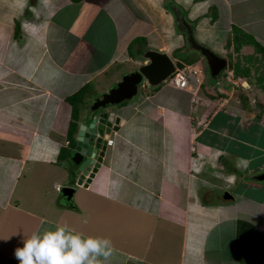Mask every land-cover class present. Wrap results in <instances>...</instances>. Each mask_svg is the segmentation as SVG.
I'll list each match as a JSON object with an SVG mask.
<instances>
[{
  "label": "crops",
  "instance_id": "1",
  "mask_svg": "<svg viewBox=\"0 0 264 264\" xmlns=\"http://www.w3.org/2000/svg\"><path fill=\"white\" fill-rule=\"evenodd\" d=\"M164 3L167 0H0V264H19L15 251L23 247V241L33 232L57 225L86 237L109 239L113 252L108 264H264V197L241 193L216 205L205 203L193 189L194 180L210 171L233 187L240 179L247 183L250 171L254 181L249 188L257 194L264 189V180L258 178L264 173L260 163L264 148L227 133L219 122L216 126L220 114L253 120L255 116L249 117L248 112L254 107L250 98L212 101L203 97L210 111L196 113L202 123H193V106H189L202 89L195 87L194 95H187L163 84L151 94H142L144 100L132 109H118L116 115L123 124L113 134L112 149L105 151L101 176H95L89 186L77 185L79 178L73 173L78 166H71L63 155L72 122L76 131L83 124L90 94L107 92L109 84L120 81L122 69L142 65L145 50L171 55L183 48L165 37L177 28L175 20L168 25L163 21ZM173 3L196 8L198 15L190 18V22L198 21L194 33L214 44L213 51H233L230 69L217 86H223L227 75L228 81L237 78L231 80L234 84L249 81L257 91H264L259 73L253 74L257 78L245 75L260 63L264 69L262 55L251 45H243L238 52L228 41L237 28L264 48V0ZM134 29L138 30L133 33ZM139 40L134 52L132 45ZM194 60L204 69L200 59ZM84 88L85 95L76 102L82 111L74 117L69 99ZM259 98L257 108L262 113L257 119L263 123L264 97ZM216 105L220 107L214 110ZM60 161L66 165L57 166ZM252 161L257 163L253 169ZM227 164L241 174L226 173ZM67 186L75 189L73 207L62 201L60 191ZM83 193L95 197L102 207L94 219L98 224L92 227L93 234L77 216L79 208L91 203L83 199ZM80 196L83 206L76 201ZM54 198L71 213L60 209L59 203L54 210ZM123 208L126 211L119 212ZM70 220L79 224L63 223ZM7 242L13 243L9 249Z\"/></svg>",
  "mask_w": 264,
  "mask_h": 264
},
{
  "label": "rangeland",
  "instance_id": "2",
  "mask_svg": "<svg viewBox=\"0 0 264 264\" xmlns=\"http://www.w3.org/2000/svg\"><path fill=\"white\" fill-rule=\"evenodd\" d=\"M164 5H165L166 12L164 13V19L165 20L163 19V21H167V24L166 25H168L169 22H171V19H173V21L175 20L174 19V13L167 7V4L166 3H164ZM146 8H148V7H146ZM153 8L156 9L155 7H153ZM160 8H163V7H160ZM176 8L178 9V10L176 9V12L185 13V17H186L187 21L195 29L194 26L196 24H198V21H197V19H195L192 22H190V18H195V16L198 15L197 13L194 12V11H196V8L195 7H189V5L186 4V3H183L181 5H177ZM150 9H152V8L150 7ZM150 12H152V11H150ZM144 13H146V12H144ZM160 21L161 20L158 19V22H160ZM159 29L161 30L162 27L159 26ZM136 30H138V29H134L133 30V33ZM177 32H179V31L176 30V29H175V31L173 29H170V32L165 34V37H167L166 38L167 41H169L172 45H176V44L183 45V49H182L183 52H180L181 50H179L178 51V54L187 52V56H185L183 58H190L191 57L190 59L194 60V58L196 57V58L200 59L201 60V63L204 66V69L202 67V68H200V71H205L204 72V79H203V83H204L205 88H203V86L200 87V89H202V90L198 91L195 94V96H194V100L196 99V101H193V103L189 106V107L193 106V109H192L193 112L190 115L191 120L193 121V123H195L196 121L198 123L200 122V124L202 123V121H200V117L196 118V113L201 112V113H205L204 115H206V113H208L210 111V110H207V106L201 100V98H203V97H207V98L209 97V99L212 100V101L215 100V99L227 98V97H230L229 98L230 100H235V101H239L238 99H240V100L242 99V100L248 101L249 98H250L251 101H252V105L254 107H252V108H248L247 107V108H248V112H249V117H251L252 115L255 116L253 120H251V121H248L247 120L246 121V120H242L241 119V116H224V115L220 114L219 117H218L220 119L217 121L216 126L219 127V125H218V122H219V123L223 124V126H224L225 130L227 131V133H229V134L235 133V137H237V138H239L241 140H247V141L255 144L258 147L264 148V125H263L264 122L262 123V122H260L257 119V117L262 113V111H261L262 109H258L259 107L257 108V105L260 103V102H258V101H260V98L259 97H261V96L264 97V91H257L255 89V86L252 85L251 82H249V81H248V83L247 82L244 83L245 81H241L238 84H234L231 80H235L236 81L237 78L236 77H232V78H230L231 80L228 81L227 80V78H228L227 75H224L226 79L224 80L223 86H219V85L217 86V85H215L217 82L216 81H213L209 77V70L206 67L205 60H204L203 56L201 55V53L192 50V48L189 49V47L187 45L188 40H187V42L183 41V39H181L179 37V34ZM168 34H170V35H168ZM194 36H195L196 40L199 43H201L202 45H204L205 47H207V48H209L211 50L215 46L214 44L208 43V42H206L204 40L202 41L201 38L198 36L197 31H195ZM2 38H3V35H0V43H1V39ZM150 38L157 39L155 35H151ZM232 38H233V36H231L230 40H228L229 43L232 42ZM139 43H141V40L136 41L132 45L133 46L132 48L134 49L133 50L134 52L137 49L135 47H137V45ZM143 46H144V48H146V40H143ZM230 47H232L231 44H230ZM0 48H1V46H0ZM214 52L217 55H219V56H221V55L222 56H226V58L228 60V66H229L228 67V70H229L230 69V63L233 62L232 56L230 54H232L233 51H232V53L228 52L226 54H221L220 51H214ZM170 56L171 57L176 56L175 52H172ZM182 60H184V59H182ZM249 60H251V59H249ZM262 67H263V65L261 63H260L259 68L257 66H254V69L253 70H251V71L249 70V72H250V73H248L249 76L256 77L255 75H253V74H256V73H259L258 75H260V76H261V74L264 75V69ZM134 69H136V66L135 65H132V67H130V68L122 69L121 70V73H120V75L118 77L119 80H121L124 77H126L127 75L131 74ZM205 74H206V77H205ZM198 76L200 77V80H202V75L200 73H199ZM168 82L165 83V84L168 85ZM196 83H197L196 77L195 76H191L190 83H189L190 89H188V88L187 89H184V90H186L187 95H194L193 92H192V89H193V86ZM114 84H109V86H108L109 88H108V91L107 92H109L110 88H112V87L115 88L116 85L114 86ZM245 84H247V86H245ZM156 90H157L156 88L152 89V88H149L147 86H145L144 88H141L140 87L138 89L137 94L132 99H130L129 101H126V102H124V103H122L120 105H109L110 108H109L108 111H116V109L118 107H121V106H128L129 108L132 109L133 106H134V104H138L139 102H142L144 100L143 95L146 96L148 92H150V94H151V93H153ZM105 92L103 91L101 93L96 92L94 94H90L89 95L90 96L89 97V100L85 103L84 108H87V106H89V104L92 102L93 98L100 97V96H102L101 94L102 93H105ZM263 100H264V98H263ZM72 103H75V101H73ZM128 103H130V104H128ZM146 104H148V103L142 104V106H144ZM215 104L216 103L214 101V105ZM75 105L77 106V104H75ZM217 107H220V105H216L214 107V110L217 109ZM99 109L101 110L102 108H99ZM231 110L233 112H235V109L233 107L231 108ZM78 111L80 113L82 111V109L81 108H77V110H75V113H77ZM23 113H27L26 109L24 110ZM95 113L98 114V115L100 114L99 111H96ZM30 114H31V112H30ZM72 123L74 125H76L74 122H72ZM200 124H198V126ZM234 128H236L237 131H234L233 132V129ZM134 133H135V131H134ZM139 133H141V132H139ZM110 149H112V148H108L107 150L110 151ZM73 154H74V149L72 151L70 150V153L69 154H66V156H65L67 162H69L71 166H73V164L75 162V161L72 162V158H74V156H72ZM254 154L255 155H258L259 152H255ZM196 155L197 154H194V157L193 158H195ZM248 156H249V154H248ZM108 162H109V160H108ZM108 162L106 163V165H108ZM260 163H262L264 165V158L260 161ZM59 165L60 166L66 165V163H64V161H60V164L58 163L57 166H59ZM255 165H257V163L255 164V161H252V164H251L252 167H250V168L253 169L254 167H256ZM62 167H64V166H62ZM226 167H227L226 168V173L228 172V174H234V175H236L237 173L238 174L239 173L241 174L240 170H237L235 168L233 169L232 167H230L229 164H227ZM248 173L251 174L250 171H248L247 174ZM192 174H193V171H191V173L189 172V175H192ZM249 174L246 175V177L251 178V179H247L246 180L247 183L241 182L240 181L241 179H240L239 182H237L236 185L233 187L232 184H230L231 182L224 180L225 178L224 179L218 178L216 176V173H213L211 171L209 172V174L202 172L200 174L201 175L200 178L198 177V178H196V180H194L195 187L193 189H194V191L196 193H198V196L199 197H201V198L203 197L205 200H207V202H205V203H208V204L213 203V204H216V205H219L218 203H220V202L221 203H224V204L229 202V200L226 201V199H223L222 198V193L224 191H229L233 195V197H235V196H237L238 194H241V193L242 194H246V195H250V196H255L257 198H260L262 196L264 197V189L261 192H259V194H257L256 191H253L252 188H249V184L254 181V180H252V177L253 176L252 175H249ZM205 181H206V184H205ZM210 183H213L214 184V187L213 188H211L209 186ZM211 189L213 190L214 193L209 192ZM217 196H219V197H217ZM57 197H59V194L56 195V199H58ZM82 197H83L84 200H85V198H87V200H86L87 202H88V199L91 200V203L88 202V204L90 203V205H87V203H86V206H84V209L79 208L81 212H78L79 214H77V216H79V215L81 216V220L83 221V223L81 225L82 226H85L87 229H90V233L93 234L92 227L93 226H96L98 224L97 220L94 221V219H97V217L100 215V213H102V207L97 206V205H99V203H97L95 201V197L91 196L90 194L83 193ZM216 198H218L219 200L216 199ZM56 199L54 198V202L51 203L54 210H55V208L56 209H59L57 207L56 203H59L61 205L60 201L59 200H56ZM204 199H202V201ZM216 200H218V201H216ZM76 201H77V203L80 202L79 203V206H83V204L81 203V196L79 198H77ZM33 206L34 205H32V207ZM62 208L65 211H67L68 213H71V211H72L68 207L61 205L60 206V209H62ZM105 208H107V206H105ZM123 211H126V208H123V209H120L119 210V212H123ZM54 215L58 218L57 212ZM45 217L46 218H52L53 221H55L52 216H50V215H48L46 213H45ZM7 218H8V221H10L12 223L11 218L9 216ZM102 220H103V218H102ZM78 222L79 221H77V220H70L68 222L67 221H64L63 223H66L67 225L77 226L79 224ZM158 222H160V219L158 220ZM161 224H163V223H161ZM6 226L8 228V224H6ZM256 242H257V239L255 240V243L254 244H256ZM7 243H8L7 244L8 247L6 249H9V248H11V246H13V243L12 242H7ZM121 247H122V249L123 248L125 249L126 248V245H123ZM11 252H12V250H10V253ZM7 253H8V251H7Z\"/></svg>",
  "mask_w": 264,
  "mask_h": 264
},
{
  "label": "water",
  "instance_id": "3",
  "mask_svg": "<svg viewBox=\"0 0 264 264\" xmlns=\"http://www.w3.org/2000/svg\"><path fill=\"white\" fill-rule=\"evenodd\" d=\"M175 24L178 30L186 34V38L192 50L201 53L209 69V76L213 81L219 82L222 73L228 67V61L225 57H220L212 50L204 47L197 42L193 36L190 23L187 21L185 14L176 12L174 14ZM143 64L137 67L131 74L124 77L121 81L114 84L115 88H110L109 92L102 93L100 97L93 98L92 102L86 108V114L83 118V124L79 127L75 135L74 158L72 161L79 167L76 175L78 176L77 185L89 186L93 182L96 173L99 172L103 156L107 149V139L113 132H117L123 121L115 112L108 111L109 105H120L132 99L138 92L140 85L149 88H158L173 76L176 72V65L172 58L165 52L158 50H145L141 54ZM99 108H102L101 110ZM99 111L100 114L95 112ZM103 144V146H102ZM102 146L101 151L100 148ZM90 152H87V151ZM94 152V156L92 155ZM99 152V157L96 160ZM77 155L81 158L78 160ZM264 180V173L258 177ZM75 189L67 186L60 191L63 199L71 201ZM224 199L232 200L233 195L228 191L224 193Z\"/></svg>",
  "mask_w": 264,
  "mask_h": 264
},
{
  "label": "clouds",
  "instance_id": "4",
  "mask_svg": "<svg viewBox=\"0 0 264 264\" xmlns=\"http://www.w3.org/2000/svg\"><path fill=\"white\" fill-rule=\"evenodd\" d=\"M174 19H175V17H174ZM175 26H176V24H175ZM177 30H178V28H177ZM181 34L183 35V33H181ZM244 41H246V40H244ZM247 42H250V41H247ZM251 43L252 42H250V44L244 43L243 45L254 46ZM241 47L239 48V50L241 49ZM234 48H235V46H234ZM239 50H237V51L239 52ZM185 54H187V52L178 54V56H180V58H181L182 55L184 56ZM185 56H187V55H185ZM220 57L226 58V56H222V55ZM171 58L175 62L176 72L173 76H171L167 80V82L169 81L168 85L172 86L173 88H175L177 90H182V91H186L184 89H187V88L190 89L189 83H190V78L192 76L190 74L188 75V77H189L188 85L185 88L177 87L175 84L171 83V80L175 77V75L177 74V72L179 70L183 69L184 67H191V68L196 69L198 71V73H200L202 75V80H200L199 76H198V79L196 78L197 83L193 86V89L195 87L200 88L201 86H204V83H203L204 72L200 71V67L196 66L195 63L184 64L183 67H178L177 64L181 63L182 59H177L178 58L177 56H173ZM205 64H206V61H205ZM206 67H207V64H206ZM228 67H227L226 71L222 73V76L224 73H226L228 71ZM207 69H208V67H207ZM221 79H222V77H221ZM219 82H217V83H219ZM144 87L145 86H142L141 88H144ZM117 132H113L110 135V137L107 139V149L112 148L114 140H115V138H114L115 135L113 136V134H116ZM75 135H76V132L74 133V139H75ZM75 145H76V143H75ZM73 147L75 148V146H73ZM66 148H67V150L70 149L71 151L74 149V148L71 149L72 147H70L69 137H68V144H67ZM196 154H197V152H196ZM97 156H98V154H97ZM97 156L95 157L96 160H97ZM102 167H103V162L101 163V167L99 168V172L96 173L97 177L101 176L100 172L102 170ZM225 192H227V191H224L223 194ZM223 199H224V195H223ZM112 252H113V248H112L111 241L107 238L93 237V236H87L86 237L82 233H79V232L75 231L74 229H70L66 225H57L54 229H48V230L33 232L27 239H25L23 241V247H19L16 249L15 256L19 260V264H108V259L112 255Z\"/></svg>",
  "mask_w": 264,
  "mask_h": 264
},
{
  "label": "trees",
  "instance_id": "5",
  "mask_svg": "<svg viewBox=\"0 0 264 264\" xmlns=\"http://www.w3.org/2000/svg\"><path fill=\"white\" fill-rule=\"evenodd\" d=\"M174 6V7H172V6ZM167 7L175 14V12L174 11H176V7H177V5L176 4H174L173 3V0H167ZM178 10V9H177ZM192 27V26H191ZM195 27V26H194ZM19 29V25L18 24H16V31ZM192 31H193V36H194V28L192 27ZM186 35V34H185ZM184 35V36H185ZM186 37V36H185ZM244 37H246L247 38V41H248V39H252L250 36H248V35H246L245 33H243L242 31H240L239 29H237V28H233V38H232V42L231 43H229V46H230V44L232 45V43H234V46H235V49L236 50H239V48L244 44V43H247V41H244ZM194 38H195V36H194ZM187 40L188 39H186L185 38V42H187ZM195 40H196V38H195ZM197 41V40H196ZM250 41V40H249ZM198 42V41H197ZM250 42H252L251 44H253L254 45V47H255V50H256V52L258 53V54H260V55H262V59L264 60V48L260 45V44H258L257 42H255L253 39H252V41H250ZM250 42H249V44H250ZM188 43V42H187ZM188 45V47L190 48L191 46H190V44L188 43L187 44ZM183 49V48H182ZM182 49H181V51H182ZM188 51V50H187ZM176 56L177 57H179L178 56V51H176ZM183 57H185V56H183ZM182 57V59H184V60H182V62L181 63H178L177 65H178V67H183L184 66V64H193V63H195V60H192V59H190V58H183ZM238 64H239V62H238ZM240 65V64H239ZM238 65V68H237V72L241 69L240 68V66ZM248 73H250V72H246L245 73V75L246 76H249V74ZM244 75V76H245ZM259 79H260V81L262 80V79H264V75H262L261 74V76H259ZM85 92H86V88H84V89H82L76 96H73V97H71L70 99H69V102L73 105V108H74V117L77 115V113H75V110H77V107H76V102H78L79 100H81L82 98H83V96L85 95ZM73 101H75V103H72ZM74 105H75V107H74ZM76 125H74V124H72L71 125V127H70V130H69V140H70V147H73V146H75V139H74V133L76 132ZM67 149V148H66ZM66 149H62L63 151L64 150H66ZM63 151H61V152H63ZM70 153V149H68V150H66V151H64V153H63V155L64 156H66V154H69ZM68 157V156H67ZM69 158V157H68ZM74 174V176H76V173L74 172L73 173Z\"/></svg>",
  "mask_w": 264,
  "mask_h": 264
},
{
  "label": "built area",
  "instance_id": "6",
  "mask_svg": "<svg viewBox=\"0 0 264 264\" xmlns=\"http://www.w3.org/2000/svg\"><path fill=\"white\" fill-rule=\"evenodd\" d=\"M195 76L198 79V71L191 67H184L183 69L179 70L175 77L171 80L172 84H175L179 88H185L188 85V75Z\"/></svg>",
  "mask_w": 264,
  "mask_h": 264
},
{
  "label": "flooded vegetation",
  "instance_id": "7",
  "mask_svg": "<svg viewBox=\"0 0 264 264\" xmlns=\"http://www.w3.org/2000/svg\"><path fill=\"white\" fill-rule=\"evenodd\" d=\"M175 13H176V11H174ZM183 36H184V34H183ZM186 36V35H185ZM185 36H184V38H185ZM188 44V43H187ZM122 80V79H121ZM120 80V81H121ZM140 87H142V85H140ZM88 107V106H87ZM118 109H120V107H118L117 109H116V111H113V112H115V114H116V112L118 111ZM102 146H103V144H102ZM102 146H101V148H100V150L99 151H101V149H102ZM74 147H72L71 149H73ZM75 149V148H74ZM92 154H95L94 152L92 153ZM97 154H99V152H97ZM98 157H99V155L97 156V159H98ZM78 168L79 167H77V170H78ZM223 193H222V197H223ZM64 203H66V204H68V205H72V207L74 206V203H73V200H71V201H69V202H67V201H65L64 199L62 200Z\"/></svg>",
  "mask_w": 264,
  "mask_h": 264
},
{
  "label": "bare ground",
  "instance_id": "8",
  "mask_svg": "<svg viewBox=\"0 0 264 264\" xmlns=\"http://www.w3.org/2000/svg\"><path fill=\"white\" fill-rule=\"evenodd\" d=\"M96 157V156H95Z\"/></svg>",
  "mask_w": 264,
  "mask_h": 264
}]
</instances>
